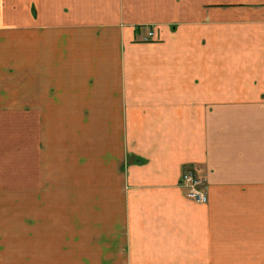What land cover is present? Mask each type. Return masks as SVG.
I'll use <instances>...</instances> for the list:
<instances>
[{
  "label": "crops",
  "instance_id": "obj_1",
  "mask_svg": "<svg viewBox=\"0 0 264 264\" xmlns=\"http://www.w3.org/2000/svg\"><path fill=\"white\" fill-rule=\"evenodd\" d=\"M1 5L0 183L17 187L0 191L13 200L0 206V264H264V0ZM111 101L114 154L128 164L118 208L106 190L112 126H100L92 177L90 137L80 172L48 123L74 117L62 104H88L91 117ZM186 171L205 180L207 204L187 197ZM64 213L73 232L60 239Z\"/></svg>",
  "mask_w": 264,
  "mask_h": 264
},
{
  "label": "rangeland",
  "instance_id": "obj_2",
  "mask_svg": "<svg viewBox=\"0 0 264 264\" xmlns=\"http://www.w3.org/2000/svg\"><path fill=\"white\" fill-rule=\"evenodd\" d=\"M19 6V5H18ZM0 9H3V6H0ZM16 10V8H13ZM12 26L16 27V24H11ZM49 24H45L43 27L44 31H48L50 29ZM151 28L144 29V34L146 36L147 33H149ZM103 46L107 47V50L112 49V47L118 48L119 46V40L116 38H107V40H104ZM92 48H94V45L92 44ZM110 88V87H108ZM64 109H70L74 110V117L66 118H52L48 121L50 123L49 125V132L50 133H57L56 139L58 140L59 147L64 151V154H67L69 152V156H74L76 158L75 162V170H78L82 172L83 166L81 163L77 160L78 155L82 156L83 152V134H85L87 137H90V154H88V161L90 163V169H91V176L93 177L94 172L98 170V160L103 158L104 155H98L100 152V147L102 143L99 145V142H103L104 139L99 140V137H105L104 133H101L102 130L100 129V126L109 124L112 126V129L110 130V147L107 150V156H106V190L108 195V206L109 201L117 200L116 202V208H118L120 205H122L124 192L126 190V180L125 176L127 174V167L128 164L126 162L127 154L124 151V153L120 154L117 153L119 159L122 158V163L120 166L117 164L116 154H114L116 150V145L118 143L119 136H116L114 134L113 130V124H114V109H115V102H107L106 104H101L103 107L101 113L99 112H93L91 117H89V109H87L88 104H62ZM50 106V104H49ZM67 107V108H66ZM56 109L59 111V104H56ZM60 109H62L60 105ZM82 110H85L84 113ZM54 125H57L59 129H56ZM53 127V128H52ZM113 154V155H111ZM111 155V156H110ZM84 157V156H82ZM124 157V162H123ZM87 161V160H86ZM103 162V159H102ZM62 163V169L65 170V172H62L63 176L60 177V182L63 180H66L69 177V173L66 172L68 160H64ZM5 170L0 169V174H3ZM71 171V169H70ZM102 173V172H101ZM122 175H121V174ZM84 174V173H83ZM85 174H88V172H85ZM124 175V176H123ZM91 193L94 192V183L93 179H91ZM14 187H17V183H0V191L1 190H10L14 189ZM64 197V195H63ZM67 194H65V198H59V206L65 211L68 210L69 205L66 201ZM13 200L2 198L0 195V206H13L12 205ZM69 215L65 214L62 216L60 215V221H59V238H66V236L70 235L72 230H70L71 223L69 224L67 221V218ZM65 219L66 221H63L62 219ZM77 231H75L76 233Z\"/></svg>",
  "mask_w": 264,
  "mask_h": 264
},
{
  "label": "built area",
  "instance_id": "obj_3",
  "mask_svg": "<svg viewBox=\"0 0 264 264\" xmlns=\"http://www.w3.org/2000/svg\"><path fill=\"white\" fill-rule=\"evenodd\" d=\"M154 35L155 33L150 31L144 40L149 41ZM204 182L205 180L198 177L195 173L186 171L181 177L180 185L185 189L186 195L190 200L200 204H207L208 197Z\"/></svg>",
  "mask_w": 264,
  "mask_h": 264
}]
</instances>
